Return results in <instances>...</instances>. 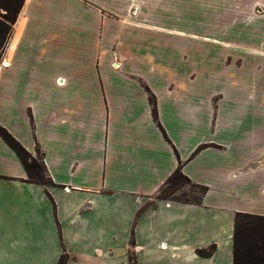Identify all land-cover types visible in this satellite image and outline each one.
I'll return each mask as SVG.
<instances>
[{
  "label": "crops",
  "instance_id": "0c3cea01",
  "mask_svg": "<svg viewBox=\"0 0 264 264\" xmlns=\"http://www.w3.org/2000/svg\"><path fill=\"white\" fill-rule=\"evenodd\" d=\"M195 3L25 0L0 124L47 182L0 135V264H234L237 214L264 216V33ZM179 168L200 203L158 196Z\"/></svg>",
  "mask_w": 264,
  "mask_h": 264
},
{
  "label": "trees",
  "instance_id": "16d2710c",
  "mask_svg": "<svg viewBox=\"0 0 264 264\" xmlns=\"http://www.w3.org/2000/svg\"><path fill=\"white\" fill-rule=\"evenodd\" d=\"M0 8H5V15L0 17V56L12 33L13 26L21 11L25 0H0ZM153 113L158 121V111L155 98L151 97ZM0 135L17 152L27 173L26 181L46 184V167L39 161L17 138L0 124ZM178 174L187 178L179 168L173 176ZM172 176V177H173ZM171 177V178H172ZM170 178V179H171ZM169 179V180H170ZM188 179V178H187ZM189 180V179H188ZM202 194L207 187L200 186ZM169 198V197H162ZM189 202H201V196ZM69 256L63 254L58 264H66ZM234 264H264V216L249 213H238L236 217V231L234 239Z\"/></svg>",
  "mask_w": 264,
  "mask_h": 264
},
{
  "label": "rangeland",
  "instance_id": "374dc122",
  "mask_svg": "<svg viewBox=\"0 0 264 264\" xmlns=\"http://www.w3.org/2000/svg\"><path fill=\"white\" fill-rule=\"evenodd\" d=\"M189 10L195 11V1L187 0ZM199 1V0H198ZM212 4L207 7H213V13L215 16H208L215 18L216 25H226L227 15L235 14V17H229L228 23L232 26L235 25L236 32L234 35H230L231 39H234L235 44H246L250 42L252 44L259 43L261 35L264 33V0H208ZM0 1V5H1ZM204 5V6H206ZM5 8H0V17L6 14ZM211 12V10H210ZM245 34H244V33ZM235 52H230V56L234 57ZM39 161L42 159V155L39 153L35 156ZM47 182V180H46ZM203 192L202 187L192 183L185 177H181L178 174L173 176L160 190V197H169L173 199H179L184 201H193L201 196ZM132 263V258L129 259V264Z\"/></svg>",
  "mask_w": 264,
  "mask_h": 264
},
{
  "label": "built area",
  "instance_id": "2783aa9c",
  "mask_svg": "<svg viewBox=\"0 0 264 264\" xmlns=\"http://www.w3.org/2000/svg\"><path fill=\"white\" fill-rule=\"evenodd\" d=\"M59 84H62V83H59Z\"/></svg>",
  "mask_w": 264,
  "mask_h": 264
}]
</instances>
